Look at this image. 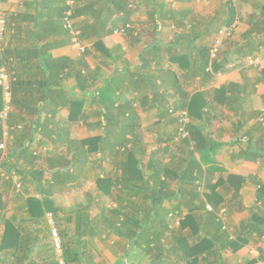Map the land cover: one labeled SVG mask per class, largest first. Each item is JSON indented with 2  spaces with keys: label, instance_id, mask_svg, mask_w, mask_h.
Here are the masks:
<instances>
[{
  "label": "crops",
  "instance_id": "obj_1",
  "mask_svg": "<svg viewBox=\"0 0 264 264\" xmlns=\"http://www.w3.org/2000/svg\"><path fill=\"white\" fill-rule=\"evenodd\" d=\"M167 1L173 8L179 10H192L190 6L196 2V0ZM220 1L209 0L211 8L218 9L210 19L226 5L224 2L220 4ZM86 2L87 0H76L74 22L80 31L84 24L93 22L89 11L81 16L75 15L76 8L84 7ZM131 2L135 3L134 7L137 8L132 18L134 33L128 36V34L121 35L116 32L104 37L101 40L104 46L114 50L112 56L107 58L100 53V48L95 47L96 42L99 41L98 37L84 41L87 48L84 54L71 45V39L65 37L63 21L60 25L56 15L65 8L66 0H4L3 8L8 18V31L4 42L0 45V58H3L5 54L4 63L8 61L11 63L10 66L19 68L17 75L20 80L29 83L42 77L32 70V68H38L43 64L37 55L38 48H49L48 55L55 61L62 58L70 60V68L66 69L64 74L57 75L55 79L59 83L56 90H62L63 93L55 100L54 104L65 105L54 106L50 111L48 102L45 101L41 107H47L46 112L49 114L54 113V117L51 118L53 119L51 127L55 125L54 128H67L71 139L78 141L102 135L101 128L98 127L99 118L96 117L100 108L95 102V94L106 87L108 81L114 77L118 70L128 69L132 73L139 70L141 75L150 76L159 75L163 68L164 74L169 78L167 80L170 83L175 78L176 81H180L181 87L188 96L202 94L207 108L201 114L199 111V117L197 114L191 116L188 128L192 138L191 141L185 142L176 137L175 126L180 112L175 111L185 108L182 103L186 98L179 94L173 95L176 92L173 87L168 88L167 103L162 105L160 102L152 103L154 108H150L152 105L150 101L148 104L144 103L142 93L146 95L145 97L148 96L152 102V95L160 97L161 92H164L165 89H155L154 93L150 90L141 93L134 91L131 85L125 83L121 86V95L117 93L118 97L122 96V102L132 100L134 103V109L139 115L141 132L149 130L154 133L151 135V144L147 143L148 141L142 134L143 143L147 149L146 154L155 147V151H152V155L148 157V162L144 165H147L151 158H157L177 171L180 167L184 170L188 169L191 161L196 160L202 163L204 170L212 166L224 170L222 172L215 171L210 176L211 188L209 190H207L204 178L197 182V185L202 194L211 195V200L205 199L204 202L215 208V211L218 212L215 214L217 219L221 210L226 211L223 223L218 220L214 221L229 226L230 234L225 232L227 235L225 234L226 236L220 240V233L223 230L219 229L211 217V220H207L209 212L206 213L204 210L197 212L201 216L198 219L202 227H207L200 234L196 233L197 229L193 230L187 227L182 232L185 239L183 251L178 253L179 256L173 252L162 256L164 262L162 264H264V229L258 230L257 228V225L264 228V69L251 67L247 62L249 56L245 57L247 54L237 55L234 53L236 49H240L246 44L247 39L259 35L264 36L262 21L264 0H252V5L251 1L242 0L241 5L248 6L250 10L242 13L241 16L238 12L240 6H235L237 7L234 9L236 16L227 31L232 30L233 35L238 36L235 40L234 38L225 39L223 36V41H225L223 51L232 53L228 58L220 56V69L216 72H213L212 68L209 69L212 74V78L209 80L196 77L188 81L186 65L185 67L180 66L182 61H187L184 56L186 45L175 42L180 30L174 23L168 22L167 24L171 25L169 28H172L175 36H169V42L163 43L161 38L163 29L159 28L160 31L156 33L154 28H149L151 21L143 1L131 0ZM216 4H219V8L216 7ZM192 12L193 17L199 19L193 10ZM141 24L144 26H140ZM236 27L242 28V30H238ZM143 31H146L148 35L152 33L153 41L151 43L139 44V37ZM250 31L253 32V36L247 38ZM203 43L209 45L208 42ZM164 47L172 48L173 53L156 52L164 51ZM256 48L258 49L256 54L264 58V37ZM174 49H178L179 53L174 54ZM149 50L153 52L149 56L152 61L151 68L140 70L143 64L140 61V56L142 52L147 53ZM131 51L136 52L133 61L130 60ZM158 62L162 63L159 68L157 67ZM52 65L54 64L52 63ZM55 69H58L57 66ZM84 78L88 83L85 90L81 87ZM160 83L159 79L158 84ZM158 91L161 92L158 93ZM29 95L30 93H19L18 98L25 97V100H35L38 98L37 96L45 97L42 92L37 91L31 97ZM159 106L161 108L158 109ZM169 108H174L175 111L172 110L171 114L165 115V119L163 118L162 121L159 110L166 112ZM36 110L34 105H28L20 112L27 115V122H31L34 117H30V114L34 113L35 115ZM44 114V112L41 113L42 118H44ZM85 131L88 134L81 136ZM95 131H100V133L96 134ZM42 138L41 134H36V141ZM195 149L202 150L206 158L200 161L201 156L195 153ZM39 153L45 156V151L42 148L39 149ZM93 156L95 155H91V160L95 162L99 155L96 154L97 158H93ZM39 159L36 168H45L44 159L42 160V157ZM12 161L15 165H20V168L24 167L23 170L28 172L32 170L23 160L19 161L17 158H13ZM113 162L114 160H111L103 164L102 178L113 172L108 169V167L115 169ZM170 162L175 163L174 167L168 164ZM96 175L97 173L93 174L94 178L91 176L89 181L80 179L76 185L68 184L64 192L56 193L52 198L56 214L59 217H67L72 222L71 226L74 232L69 235L70 238H73L70 247L74 251L80 250L82 264H154V259L158 257L159 253L148 255L144 249L134 248L127 239L117 236L115 230L102 231L103 225L94 223L92 226L99 228L95 233L88 231L86 235L78 236V218L75 213L80 209V206L84 208L88 203L91 205L92 219L101 213L98 207L99 200H103L108 209L116 206L115 195L114 197L102 196L95 180ZM1 176L6 180H2L0 184V192L4 201V211H0V248L8 229L11 245L7 250L0 249V264H59V254L55 251L52 240L48 236V217L55 213L48 211L40 219L32 218L27 209L28 199L37 193L32 182L27 183L28 186L25 185L26 187H22L23 190L18 192L15 182L11 183L2 169H0V178H2ZM46 176L49 177V174L46 173ZM88 183L90 186L86 187ZM174 188L177 189L176 186ZM69 190L79 193L78 202H60L59 198ZM189 200L188 197L183 205H179L178 202L167 203L170 216L172 213H178L181 208V214L187 215ZM199 204L200 202H195L193 207ZM94 209H99L95 215H93ZM253 215L257 217L254 226L251 225ZM59 222L62 225V232L68 234L64 225L66 222H61L60 219ZM179 225L180 221L172 222L171 228L175 237L179 236ZM193 225L195 227V223L192 224V227ZM100 228L103 229L100 230ZM212 238L217 239L215 245L210 242ZM234 239H241L246 244L231 248L229 243ZM22 241L29 246H26L24 251L16 250L15 246L21 245ZM169 242L170 245L174 243L172 239ZM18 258L24 261L20 263Z\"/></svg>",
  "mask_w": 264,
  "mask_h": 264
},
{
  "label": "trees",
  "instance_id": "obj_2",
  "mask_svg": "<svg viewBox=\"0 0 264 264\" xmlns=\"http://www.w3.org/2000/svg\"><path fill=\"white\" fill-rule=\"evenodd\" d=\"M142 1L145 7H147L149 19L156 33L168 22L174 23L176 28L180 30V34L176 37L175 42L176 44L186 45L184 56L187 61H182L180 66L185 67L186 65L188 69L187 81L193 80L196 77H202L205 80L212 78L210 70L212 68L213 72L219 71L221 64L219 63L220 56L228 58L232 52L223 51V46L225 45V41H223L216 54V58L212 60L211 51L213 45L208 41V38H210L209 36H218L224 29L229 30L233 22L232 20L236 16L235 5L225 3L224 8L218 11L209 22H203V20L193 17L192 10L175 9L167 0ZM58 5L60 6L59 3ZM134 5L135 3L131 2V0H87L84 7L78 6L75 11L76 16L84 15L89 11L93 19V22L84 24L81 31L82 40L85 41L86 39L98 37L99 41L96 42L95 47L100 48V53L104 57L110 58L114 50L107 49L101 40L119 30H124V34H128V36L134 33V30H132V18L137 9ZM66 10L67 7L65 6L56 15V19L58 17L57 22L60 25L62 24ZM262 11V21L264 23V9ZM64 31L65 37L70 40V34L65 28ZM252 34L253 32L250 31L246 37L249 38ZM263 37L259 35L258 37L254 36L247 39L246 44L242 48L236 49L234 53L237 55L247 54L245 57L259 56L256 54L258 53L256 46L260 44V40ZM203 42H208L209 45H205ZM2 43L0 41V45ZM163 50L156 52L162 54L164 52L173 53V49L169 47H164ZM36 51L43 64L38 68H32V70L36 71L37 75H42V77L30 83L20 80V77L17 75L19 68L13 67V65L10 66L11 63L8 61L4 63L3 58H5V54L3 58H0V70L5 68L12 79V111L5 125L9 130V138H7L11 142V145L6 155L0 150V169L6 173L11 183L14 181L13 175L16 174L20 177L22 187L25 188L28 186L27 183L32 182L37 193L27 201L29 214L34 219H40L48 211H52L55 213L53 216L59 217L53 207L52 198L54 195L64 192L68 184L76 185L80 182V179L89 181L91 176L93 177V174L97 173L95 180L99 191L103 197H114L115 195L117 200L116 206L108 209L105 204L103 205L104 201L99 200L98 207L101 213L95 219H92V208L89 203L84 208L80 206V209L76 210L75 213L78 218V236L86 235L88 231L95 233L99 228H94L92 224L97 223V225H103L104 227V229L100 228V230H115L117 236L127 239L134 248L144 249L148 255L159 253L158 257L154 259V264L164 263L162 256L170 252L179 256L178 253L183 251V241H185L182 232L189 227L193 230L197 229L196 233L200 234L207 227L206 225V227H202L198 219L201 216L197 212L204 210L207 213L206 206L208 204L206 205L204 201L205 199L210 201L211 195L208 193L202 194L198 190L197 182H200L204 178L207 190H209L211 188L210 176L215 171L222 172L224 170L223 168H213V166L204 170L201 165L202 163L196 160L191 161L188 169L184 170L180 167L177 171L171 169L161 159L157 158H151L149 163L144 165L142 159L146 156L147 149L142 139L139 115L134 109L132 100L122 102V96L118 97L117 93L121 95V86L125 83L131 85L134 91L141 93L142 91L149 90L154 93L155 89H165L164 92L158 91V93L161 92L160 97L152 95V102L148 96L145 97L146 95L142 93L144 103L148 104L149 101L151 104L160 102L162 105L168 101V88L170 86L173 87L176 91L173 95L179 94L186 98L182 103L185 108L179 111H175L174 108H169L166 112L159 110V116L160 118L162 117V121L163 118L165 119V115L171 114L172 110L173 112L188 111L190 116L197 114L199 117V111H201V114L207 108L203 95L195 94L193 97L188 96L181 87L180 81H176L177 79L175 78L170 83L167 80L169 78L164 74L163 68H161L159 75L153 74L150 76L141 75L139 70H136V73H132L128 69L123 71L118 70L115 72L114 77L108 81L106 87L95 94V102L100 108L96 113V117L99 118L98 127L101 128L102 135L84 141L73 140L67 128H54L55 125L51 127L53 125V119L51 118L54 117V113L49 114L46 112L47 107H41V104H45V101L48 102L50 111H52L51 108L54 106L65 105L54 104L55 100L63 93L62 90H56V86L59 83L55 79L57 75L64 74L66 69L70 68V60L66 58L53 60L48 55L49 48L47 47L38 48ZM152 53V50H149L147 53L142 52L140 61L143 64L140 70L151 68L152 61L149 56ZM178 53V49H174V54ZM158 64L157 67L159 68L162 63L158 62ZM56 66L57 70L55 69ZM159 79L161 80L160 84H158ZM87 84L85 79L83 83L81 82V87L85 90ZM36 91L42 92L45 97L40 98L37 96L38 98L35 100H25V97H21L22 99L18 98L19 93H30L29 97H31ZM4 105V92L0 88V112L3 110ZM28 105H34L37 109L35 115L34 113L30 114V117H34L31 122H27V115H23L20 112L21 109L26 108ZM150 108H154V105L152 104ZM40 112L45 113L44 118H42ZM177 124V126L180 124L179 117H177ZM19 126L21 129H18ZM37 133L43 136L39 141H36ZM3 134L4 125L0 120V142L8 140L4 139ZM191 138L184 141L189 142ZM40 148L45 151L46 157L39 153ZM195 153L201 156L200 161L206 158L202 150L195 149ZM93 154L99 155V158L95 162L91 160V155ZM41 157L45 161V168H36V163ZM13 158H17L19 161L23 160L32 170L29 172L26 170L18 171L17 164L15 165L12 161ZM111 160H114L113 165L115 169L110 175H104L102 178L104 172L103 164ZM46 173L49 174V177L46 176ZM2 180L5 181L6 178H0V184ZM188 197L190 199L187 207L188 214L180 221L179 236L175 237L174 231L171 228L174 221L170 217L167 203L178 202L179 205H183ZM195 202H200L202 205L199 204L193 207V203ZM213 205L215 206V204ZM181 210L182 208L177 213L180 218L182 217ZM0 211H4V201L1 192ZM207 215V220H211V218L213 221L218 220L214 213H207ZM256 218L255 215L252 216V226H254L253 224L256 225ZM218 221L214 222L221 230L223 224ZM192 222L195 223V227L194 225L192 227ZM257 228L258 230L264 229L260 225H257ZM9 232L8 229L0 248L2 251L9 249L11 245ZM225 232L222 231L220 233V240L227 235ZM62 233V236L67 234L66 232ZM71 239L73 238L68 236V240L64 241V259L66 262L72 264H82L80 250L74 251L70 247ZM171 239L174 241L172 245L169 244ZM215 241H217L215 238L210 240L212 245H215ZM20 244L19 246H15L16 250L24 251L26 246H29L24 241ZM229 244L231 248H237L246 243L241 239H234ZM17 260L20 263L24 261L19 258Z\"/></svg>",
  "mask_w": 264,
  "mask_h": 264
},
{
  "label": "built area",
  "instance_id": "obj_3",
  "mask_svg": "<svg viewBox=\"0 0 264 264\" xmlns=\"http://www.w3.org/2000/svg\"><path fill=\"white\" fill-rule=\"evenodd\" d=\"M225 3H231V4H237L239 0H224ZM4 0H0V41L4 42L7 31H8V18L6 15V12L3 8ZM76 6V0H66V7L67 10L65 12L64 18H63V24L66 31L71 36V45L76 48L80 53L84 54L87 50L82 38H81V31L76 28L75 22H74V10ZM117 33H124V30H119ZM223 40H217L214 45L213 49L211 51V58L212 60L216 58V54L219 51V48L222 44ZM247 61L249 65L253 68L258 69H264V58L262 56L257 57H248ZM0 88H2L4 92V98H5V105L3 110L0 112V120L4 125V138H7L9 136V130L5 126L8 120V117L10 115V112L12 111L11 106V99H12V79L10 77V74L7 72L5 68H2L0 70ZM180 124L177 129V137L180 140H188L191 138V132L188 128L189 126V114L186 111H183L179 115ZM18 129H21L19 126ZM5 146L3 144L0 145V149H4ZM13 180L16 184V189L19 192L22 189V183L20 181V177L16 174L13 175ZM206 210L209 213L217 214L218 212L215 211V209L211 205L206 206ZM226 214L225 210H221L219 212L218 220L220 222H224V215ZM49 221L52 228V238H53V245L55 247L56 252L59 254V264H66V261L63 257V241L62 237L60 235V232L58 231L57 227H55V223L53 220L52 215H49ZM223 231H226L230 234L231 229L228 228V226L224 223L223 224Z\"/></svg>",
  "mask_w": 264,
  "mask_h": 264
},
{
  "label": "rangeland",
  "instance_id": "obj_4",
  "mask_svg": "<svg viewBox=\"0 0 264 264\" xmlns=\"http://www.w3.org/2000/svg\"><path fill=\"white\" fill-rule=\"evenodd\" d=\"M240 1V0H239ZM242 1V0H241ZM238 2L237 4H235V6L237 5V6H240L239 7V10H238V12H239V16H241L242 15V13H244V12H247L248 10H250L249 9V7L248 6H244V5H241V3L242 2ZM246 1H248V0H246ZM249 1H251V5H252V0H249ZM223 2L225 3V1L224 0H221L219 3L220 4H223ZM210 4V2H209V0H196V2H194L191 6H190V8L194 11V13L195 14H197L198 16H199V19H201V20H203V22H209L211 19V16H213V14L215 13V10L217 11L218 9H212L211 8V6L209 5ZM218 6V8H219V4H216V7ZM213 7V6H212ZM235 8H237V7H235ZM240 22H242L241 20H239ZM152 23L151 22H149V28H153L152 27ZM140 26H144V24H141ZM169 26L171 27V25H169V24H165L164 25V27L162 28L163 29V32H162V34H161V38H162V42L164 43V42H169V36H175V34L173 33L174 31L172 30V28H169ZM77 28V27H76ZM238 30H242V28H239V27H236ZM78 29V28H77ZM151 32V31H150ZM121 34V33H120ZM152 33H150L149 35L148 34H146V31H143V34H140V37H139V44H148V43H151L152 41H153V37H152V35H151ZM121 35H124V33L123 34H121ZM223 36H225V39H232V38H234V40L237 38L236 36H238V35H233V31L231 30V31H227V30H223L218 36H209L210 38H208V41H210V43L212 42V45H214V43L217 41V40H223ZM84 42V41H83ZM144 42V43H143ZM131 58H130V60L131 61H133L134 60V58H135V56H136V52H134V51H131ZM248 62V61H247ZM188 114H189V112L188 111H186ZM181 113V112H180ZM180 113H179V115H180ZM179 117V116H178ZM191 118V116L189 115V119ZM190 121V120H189ZM178 125V124H177ZM177 125L175 126V130L177 129ZM179 127V126H178ZM147 129V128H146ZM75 131H77V130H75ZM95 133L96 134H99L100 133V131H95ZM94 133V134H95ZM88 134V132H83L82 133V135L81 136H85V135H87ZM142 134H143V136L146 138V140L148 141L147 143H149V144H151L152 142V136L151 135H153L154 133L153 132H151V131H149V130H145V131H142ZM176 135H177V132H176ZM177 137V136H176ZM9 138V137H8ZM8 138H4L5 140H7ZM177 139V138H176ZM4 140V141H5ZM179 141V140H178ZM1 144H3L4 146H5V148L4 149H0L2 152H4V154L6 155V154H8V150H9V146L11 145V142L9 141V139L7 140V141H5V142H0V145ZM151 148V147H150ZM155 148V147H154ZM154 148H152V150L151 151H149V152H147V154H146V157H144L143 159H142V161H143V163L145 164V163H147L148 162V157H150L151 155H152V151H155V149ZM150 150V149H149ZM93 155H95V156H93V158H97V156H96V154H93ZM40 160V159H39ZM168 164H170V165H174L175 163H172V162H170V163H168ZM39 165H40V163H39ZM18 166V171H24L23 170V168L24 167H21L20 168V165H17ZM174 167V166H173ZM108 169L109 170H112V171H114V169L112 168V167H108ZM15 186V185H14ZM88 186H90V184L88 183L87 184V186L86 187H88ZM73 188V187H72ZM71 188V189H72ZM28 189H29V187H28ZM23 190V189H22ZM30 190H32V189H30ZM16 193V192H15ZM21 194V193H20ZM80 199V196H79V193L78 192H76V191H74V190H69L66 194H64V195H62L60 198H59V200H60V202H67V203H69V202H72V201H75V202H78V200ZM103 205H104V203H103ZM97 212H99V209H94V211H93V215H95V214H97ZM54 214H52V217H53V220H54V223H55V227H57V229H58V231L60 232V235H61V237H62V241H63V248H64V241L65 240H68V236L69 235H71V234H73V232H74V230H73V227L71 226L72 224V222L70 221V220H68V218L67 217H65V218H63V217H57V216H53ZM187 215H182V217L180 218L179 217V215L177 214V213H172V216H170L171 217V219H172V221H181V220H183L185 217H186ZM59 219H60V221L62 222H66V223H64V225H65V229L67 230V232H68V236H66L67 234H65L64 236H62V225H61V223L59 222ZM48 225H49V227H48V236L51 238V240H52V243H53V238H52V228H51V225H50V221H49V219H48ZM228 228H229V226H228ZM230 229V228H229ZM65 237V238H64ZM54 246V245H53ZM54 249H55V247H54ZM56 251V250H55Z\"/></svg>",
  "mask_w": 264,
  "mask_h": 264
}]
</instances>
